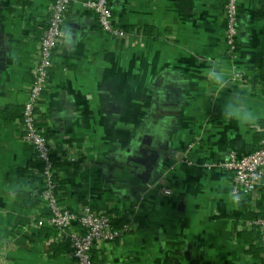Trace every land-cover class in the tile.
<instances>
[{
    "label": "crops",
    "instance_id": "obj_1",
    "mask_svg": "<svg viewBox=\"0 0 264 264\" xmlns=\"http://www.w3.org/2000/svg\"><path fill=\"white\" fill-rule=\"evenodd\" d=\"M49 1L0 0V264H74L70 243L36 225L47 214L41 165L22 140ZM76 1L39 120L61 202L129 224L93 248L94 264H264L249 224L264 202L237 200L231 173L217 165L254 151L264 135V0L238 1L232 56L226 0H110L119 38ZM213 72L224 76L223 89ZM233 97L252 123L226 119Z\"/></svg>",
    "mask_w": 264,
    "mask_h": 264
},
{
    "label": "built area",
    "instance_id": "obj_2",
    "mask_svg": "<svg viewBox=\"0 0 264 264\" xmlns=\"http://www.w3.org/2000/svg\"><path fill=\"white\" fill-rule=\"evenodd\" d=\"M238 1L226 0L223 6L225 17V41L229 56H232L238 39ZM76 0H50L47 6L48 17L38 44V54L32 63V83L22 110V140L29 143L35 157L41 165L40 179L42 196L47 214L36 218L39 227L56 230L60 238L66 239L72 247L74 264H94L91 252L102 243L115 241L129 227L120 228L113 223L108 214H101L83 206L73 211L63 204L58 196L59 179L56 160L52 156L47 134L40 125L39 106L42 91L49 80L52 55L64 41V23L68 10ZM81 8L91 11L99 29L112 37H122L124 31L114 23L110 0H85L79 3ZM264 133V124L260 127ZM217 165L231 173V194L240 200L243 197L264 202V135L257 148L241 157L235 154L218 162ZM138 205L135 206L137 208ZM249 224L257 232V243L264 252V208L255 215Z\"/></svg>",
    "mask_w": 264,
    "mask_h": 264
},
{
    "label": "clouds",
    "instance_id": "obj_3",
    "mask_svg": "<svg viewBox=\"0 0 264 264\" xmlns=\"http://www.w3.org/2000/svg\"><path fill=\"white\" fill-rule=\"evenodd\" d=\"M211 78L218 88L223 89L226 81L222 74L213 72L211 73ZM224 113L226 119H236L243 123H252V117L245 108L242 98L233 97L229 99L224 105Z\"/></svg>",
    "mask_w": 264,
    "mask_h": 264
},
{
    "label": "water",
    "instance_id": "obj_4",
    "mask_svg": "<svg viewBox=\"0 0 264 264\" xmlns=\"http://www.w3.org/2000/svg\"><path fill=\"white\" fill-rule=\"evenodd\" d=\"M140 162H141V159H140ZM150 171H151V166L148 165L146 167L145 171L139 175L143 182H146L148 180V178L150 176Z\"/></svg>",
    "mask_w": 264,
    "mask_h": 264
},
{
    "label": "trees",
    "instance_id": "obj_5",
    "mask_svg": "<svg viewBox=\"0 0 264 264\" xmlns=\"http://www.w3.org/2000/svg\"><path fill=\"white\" fill-rule=\"evenodd\" d=\"M91 256H92V252H91ZM92 261L94 262L93 257H92ZM94 263H95V262H94Z\"/></svg>",
    "mask_w": 264,
    "mask_h": 264
}]
</instances>
